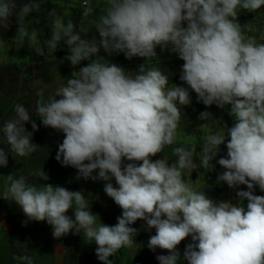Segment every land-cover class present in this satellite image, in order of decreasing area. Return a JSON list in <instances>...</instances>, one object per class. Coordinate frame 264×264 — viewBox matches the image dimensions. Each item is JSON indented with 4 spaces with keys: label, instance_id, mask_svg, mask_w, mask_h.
I'll use <instances>...</instances> for the list:
<instances>
[{
    "label": "clouds",
    "instance_id": "clouds-1",
    "mask_svg": "<svg viewBox=\"0 0 264 264\" xmlns=\"http://www.w3.org/2000/svg\"><path fill=\"white\" fill-rule=\"evenodd\" d=\"M59 1L70 6V17L79 7L95 8L84 14L88 17L76 19L85 20L77 29L58 16L51 0V15L36 16L42 23L39 32L35 17L26 23L40 8L38 0H0V38L6 34L14 43L27 38L33 44L46 40L47 54H54L51 58L60 68L67 67L57 73V94L48 101L38 94L39 82L11 78L21 92L27 88L34 96V106L29 112L17 103L14 116L0 128V211L10 208L13 215L17 208L28 220L47 221L56 238L82 232L97 245L102 264L126 263L113 255L133 245L138 230L131 225L138 220L147 228L138 235L135 258L148 246L167 250L153 264H179L181 259L187 264H264V43L246 36L241 27L250 17L264 19L250 14L261 11L264 0H105L104 10L89 0L76 6L70 4L73 0ZM9 20L13 27L7 25ZM32 46L11 48L10 58L36 60ZM168 46L179 57L167 54ZM107 54L116 58L106 59ZM43 59L35 62L45 64ZM159 59L176 69L168 71ZM156 63L162 68L153 66ZM132 70L135 75L128 72ZM0 86L6 90V80H0ZM189 88L196 99L190 98ZM219 116V124H213ZM35 120L64 133L57 161L76 168L85 180L106 182L105 193L122 211L115 225L98 222L101 210L92 211L82 191L46 183L44 171L41 179L34 177L37 181L27 178L24 164L5 175L9 155L2 141L13 157L28 156L37 145L25 125L31 123L38 131ZM210 126L214 128L209 131ZM203 127L208 133L199 166H211L206 182L212 187L227 184L237 203L221 201L220 187L206 195L190 183L201 174L193 160L196 148L179 141ZM167 148L176 157L171 164ZM219 151L227 156L219 158ZM216 172L219 175H213ZM93 181L88 186L79 180V188L93 190ZM70 209L74 218L67 214ZM24 223L22 232L37 230ZM152 229L155 234L147 237ZM54 237L49 236L50 242ZM0 255L9 258L7 262L31 264L4 242Z\"/></svg>",
    "mask_w": 264,
    "mask_h": 264
},
{
    "label": "rangeland",
    "instance_id": "rangeland-1",
    "mask_svg": "<svg viewBox=\"0 0 264 264\" xmlns=\"http://www.w3.org/2000/svg\"><path fill=\"white\" fill-rule=\"evenodd\" d=\"M98 6L102 7L104 10L105 7V0H89ZM89 1L88 4H89ZM19 2H25V0H19ZM40 3L39 9H34L32 13L29 14L28 17H26V23H30L31 20L35 17L34 23L37 26V28H41L42 23L40 19L36 16L45 15L49 17L50 12V2L51 0H38ZM55 3L57 7V13L58 16L61 17L65 23H67L68 20H71L73 23L76 24L77 29H80L82 26L85 25L84 21H79L77 18H82V15L84 17V14L90 13L89 6L87 9L82 7L77 8V11H73L75 13L72 14V17L69 16L70 6H68L66 3H63L62 1L55 0ZM80 3V0H73L70 1V4H74V6L78 5ZM54 5V6H56ZM54 10V9H53ZM246 12H242L241 15H244ZM262 14L264 15V8L259 12H250ZM51 15V14H50ZM93 20H87V23H92ZM250 23H248L249 25ZM7 25L9 27H13L14 24L12 20H9L7 22ZM248 27V26H247ZM6 28V27H5ZM16 28V27H15ZM3 29L1 28L0 31ZM2 34V33H1ZM264 39V35H263ZM38 41V40H37ZM46 40H40L38 43H30L27 38H25L24 41L17 40L15 43L13 42L12 38L8 35L4 34V37L1 36L0 38V80L4 81L6 80V90H2L0 86V128L3 126V122L7 119H10L14 116V106L19 103L23 104L29 112H31V108L33 107V100L34 96L26 91L21 92L20 88H17L16 80L12 81L11 78H18L22 81H27L28 83H33V81L39 82L40 86L38 90V94H40L45 101L50 100L53 98V96L57 94L56 91V85H57V78L58 74L62 70L61 68H67V67H59L58 65H62L58 62L54 61V58H51L54 56V54H47L48 49L45 44ZM258 42V41H257ZM33 45L32 48L35 52H33L32 55L34 57L43 59L45 58H51L44 60V63H36L33 60L31 56L27 57V59H11V48L19 47L21 51L25 50L27 45ZM104 51V49H102ZM105 52V51H104ZM28 54V53H27ZM31 54V53H29ZM167 54L171 56H178L177 53H174L171 51V46H168ZM110 57H113L111 54ZM161 58V57H160ZM58 59V58H57ZM179 61L184 63L183 60L179 58ZM160 62V59L158 60ZM155 67H161L158 63ZM135 75L136 73L132 71H128ZM36 75L39 76V79L36 78ZM178 77L176 74L173 75V77ZM27 84L24 83V87H26ZM183 87H188L187 85H180ZM190 98L196 99L194 96V91H192L189 88ZM54 96V97H55ZM25 97L28 101H25ZM59 99V97H57ZM37 123L39 130L35 131L32 128L31 123H27L25 125L26 129L29 132H32V142L37 145L36 150L29 154L26 157H13L14 154L11 153L9 146L2 141L3 146L5 147V151L8 152L9 155V162L7 167H3V172H5V175L8 173H14L15 170H17V165L19 167H22L23 164L26 166L27 171V178H31V180L37 181L40 178V173L45 172L49 179L46 181V183H50L53 186H62L72 191H82L85 195V198L89 202V206L91 207V210L97 208V205H92L91 200H94V197L89 195L92 190H89V188H79V180L83 183H87L89 186L90 181H93L91 179H83L79 176L78 170L72 166H63L59 161L56 159V155L58 152L59 145L63 142L64 139V133L62 131L53 129L51 127H46L39 123L37 120H35ZM214 126H210L208 130H212ZM218 128V125H217ZM207 129L202 128L200 131L196 132L191 136V138H188L187 141H179V143L186 144V147H195L196 153H194L193 160L198 165L197 169L199 171L200 176L197 179H194V181L190 182L194 188H196L198 191H213L215 189H218L220 187L221 190V201H223V197L229 194L228 201H232L233 203H237V197L234 195V193L230 190L228 191L227 184L219 185V183H216V186L212 187L209 186L206 182L205 177H207L208 172L210 171V167L208 169H201L203 167H200V159H199V151H202L201 146L203 144V139L206 137ZM0 135H2V132H0ZM219 155L221 157H226L227 152L219 151ZM218 157V155H217ZM216 157V160L218 161L219 158ZM220 169L224 172L226 169H224L222 166H220ZM205 171V172H204ZM204 172V173H202ZM188 171L185 172V174ZM93 175H96V173H93ZM34 177H39L34 178ZM33 178V179H32ZM187 176L185 177V179ZM43 180V179H42ZM113 184H115V181L113 179ZM101 185L104 187L103 182L101 180H95L93 181L92 187H95L96 185ZM7 184H4L2 186V189L4 190L5 186ZM39 186V185H36ZM256 188H259L256 186ZM247 186L246 190L247 191ZM1 191V190H0ZM239 191V190H237ZM264 196V191H261V195ZM248 202L245 200L244 205H246ZM18 205V204H17ZM19 206V205H18ZM119 206L112 200L111 201V207L108 209H105L101 211L100 213H97L100 217H98V222H102L106 225H115L117 223V217L121 215L122 211L119 210ZM73 210V209H71ZM74 211V210H73ZM10 208L8 209H2L0 211V228L2 227V230L5 229V231L0 230V244L4 242V244H7L8 246H13L17 250H20L24 256L29 257L31 260V263L33 262L32 258L36 257V263L39 264H50L52 255L48 254L45 255L44 253V246L47 247H54L55 251L53 252V259L63 257V259L59 258L64 264H102L100 260H98L96 256V248L97 245L95 242L88 241L86 237H84V234L82 233V243H70L69 240H66L65 242L64 236L60 238H56L53 235V227L47 223V221H32L28 220V218L25 216L23 211L17 210V208H14L13 215H10ZM20 217H16L19 216ZM73 216L74 214L70 215ZM13 217V218H12ZM8 220V222L6 221ZM25 221H27V224H33L36 225L37 230H32L31 234H28L27 232H22L21 230L25 229ZM39 222L41 223L40 225ZM6 224V225H5ZM42 224L44 227H42ZM132 227H135L138 230V233L134 236V243L131 247H123L120 250H118L113 257L114 258H120V261L126 262L125 264H153V260L156 259L157 255H165L166 250H162L157 248L158 251H153L148 248V246L142 247L141 254L138 258H135L133 256V249L138 248L137 239L138 235L141 231H143L146 227V223L143 220H138L134 225H131ZM38 230H45L46 234L43 233L39 235H33V232H38ZM21 231V232H20ZM49 233V234H47ZM147 237H150L151 235L155 234V229H152L151 231L147 230ZM15 235V236H14ZM18 238L16 239L15 237ZM28 236V237H27ZM54 237V239L50 242V238ZM73 234L71 233L72 237ZM20 238V239H19ZM12 239H16V241L13 242ZM19 241V242H18ZM75 241V239H74ZM19 244H18V243ZM13 243V244H12ZM35 243V245H34ZM59 243V244H58ZM20 245V247H19ZM33 245V246H32ZM29 247V248H28ZM31 247V249H30ZM60 247L61 250H58ZM19 248V249H18ZM34 248V250H33ZM178 251L183 253V249H180V245L177 246ZM63 250V252H61ZM31 251V252H30ZM40 251V252H39ZM65 251V252H64ZM160 251H163L161 253ZM32 253V254H31ZM89 253H91V257H89ZM34 254V255H33ZM77 255V256H76ZM131 257V258H130ZM76 261V262H75ZM27 263V261H26ZM60 263V264H63ZM179 264H187V261H183V259L180 260Z\"/></svg>",
    "mask_w": 264,
    "mask_h": 264
},
{
    "label": "bare ground",
    "instance_id": "bare-ground-1",
    "mask_svg": "<svg viewBox=\"0 0 264 264\" xmlns=\"http://www.w3.org/2000/svg\"><path fill=\"white\" fill-rule=\"evenodd\" d=\"M247 21L248 22H246V24L241 25L242 30L244 31L245 35L246 36H249V37H255L258 42L264 43V39H263V35H264V19L263 18H258V17L255 16V17L248 18ZM247 23H250V24L248 25ZM223 109H225V108H223ZM219 121H220V116L217 117V118H215V119H213V124L214 123L215 124H219ZM137 162H135V163H137ZM127 163H130V162L128 161ZM213 175L217 176V175H219V173L216 172ZM101 181L103 182V185H105L106 182L103 181V180H101ZM240 186H241V189L242 190H246V185H240ZM101 189L104 191V187L101 186V185L98 186V184H97V186H95V189H93L92 192L89 195H91V196L93 195V197H94L93 202L95 203V205H97V209L103 211V210H105L107 208L109 209L111 207V201H112V199L105 193V191H104V194H103V192H101L102 191ZM235 191H237V190H235ZM204 193L207 195L208 192L207 191H204ZM254 194L255 195H259V191L254 190ZM228 199H229V195L226 196V197H224L223 198V201H228ZM67 214L68 215H72V214H74V211L70 209ZM72 234H73L72 237H70L71 236V233H69V234H67V235L64 236L65 242H67L66 240H69L70 243H82L83 244L82 232L80 234H76L75 231H73ZM15 238L17 239L18 236L15 237ZM16 239H12L13 242L16 241ZM74 239H75V241H74ZM191 241H192V238H191ZM34 245H35V243H34ZM19 247H20V245H19ZM43 248H44L45 255H48V254H51L52 255V259H51L50 264H60V263H63L59 259V258L63 259V257H60L59 255H57L59 258H54L53 259V252L55 251V248L54 247L53 248H50V247L44 246ZM30 249H31V247H30ZM33 250H34V248H33ZM58 250H61L60 247H59ZM156 251H158V250H156ZM61 252H63V250ZM160 252L163 253V251H160ZM166 254H167V250H166ZM89 257H91V253H89ZM91 259H92V257H91ZM35 260H36V257L34 258V260H33V262L31 264H39V263H36Z\"/></svg>",
    "mask_w": 264,
    "mask_h": 264
},
{
    "label": "trees",
    "instance_id": "trees-1",
    "mask_svg": "<svg viewBox=\"0 0 264 264\" xmlns=\"http://www.w3.org/2000/svg\"><path fill=\"white\" fill-rule=\"evenodd\" d=\"M94 8H95V6L94 5H91L90 10L92 11ZM38 30H39V28H38ZM39 32H40V30H39ZM109 57H110V55L107 54L106 59H109ZM110 58L115 59L116 56L113 55V57H110ZM160 63L165 68H167L168 71H171V68L174 70L177 67V66H173V63H171L169 61H164V62H160ZM177 65H179V63ZM153 66H156V65H153ZM165 153H166L167 159H169L170 164L173 163V162H175L176 157H174V155L170 151H168V148L165 149ZM166 157L165 156H162V158H166ZM196 176H197V173L195 171H193L192 172V177L195 178ZM8 259L9 258H7L6 260H4V258L0 255V264H12V263L14 264V262H7Z\"/></svg>",
    "mask_w": 264,
    "mask_h": 264
}]
</instances>
